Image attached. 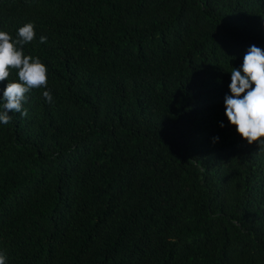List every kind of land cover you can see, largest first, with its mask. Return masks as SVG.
Listing matches in <instances>:
<instances>
[{
	"label": "trees",
	"instance_id": "1",
	"mask_svg": "<svg viewBox=\"0 0 264 264\" xmlns=\"http://www.w3.org/2000/svg\"><path fill=\"white\" fill-rule=\"evenodd\" d=\"M28 23L47 85L0 122L6 264H264V145L224 103L264 0H0Z\"/></svg>",
	"mask_w": 264,
	"mask_h": 264
},
{
	"label": "clouds",
	"instance_id": "2",
	"mask_svg": "<svg viewBox=\"0 0 264 264\" xmlns=\"http://www.w3.org/2000/svg\"><path fill=\"white\" fill-rule=\"evenodd\" d=\"M17 39L5 31H0V81H5L10 75L9 69H18L20 82L7 83L3 91L4 111H0V122L8 124L12 117L9 112H19L27 116V109L22 111V102L26 100L25 93L32 88L46 87L47 68L39 60L25 56L23 45L33 41L34 25L28 23L17 30ZM41 43L47 38L40 37ZM254 85V87H253ZM231 95H226L225 115L237 133L249 144L259 142L264 145V50L252 45L243 58L240 69L231 71L229 85ZM43 97L47 103H53L50 91H44ZM220 123V127H223ZM219 137L214 138V142ZM0 264H6V255L0 253Z\"/></svg>",
	"mask_w": 264,
	"mask_h": 264
}]
</instances>
